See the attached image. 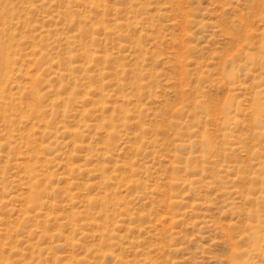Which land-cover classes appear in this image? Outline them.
<instances>
[{
  "label": "rangeland",
  "instance_id": "374dc122",
  "mask_svg": "<svg viewBox=\"0 0 264 264\" xmlns=\"http://www.w3.org/2000/svg\"><path fill=\"white\" fill-rule=\"evenodd\" d=\"M0 264H264V0H0Z\"/></svg>",
  "mask_w": 264,
  "mask_h": 264
}]
</instances>
